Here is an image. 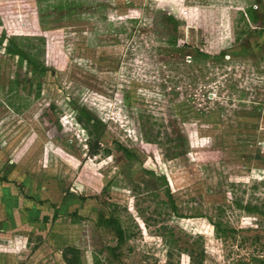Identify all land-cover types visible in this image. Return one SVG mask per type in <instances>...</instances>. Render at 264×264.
Segmentation results:
<instances>
[{
  "label": "rangeland",
  "instance_id": "obj_1",
  "mask_svg": "<svg viewBox=\"0 0 264 264\" xmlns=\"http://www.w3.org/2000/svg\"><path fill=\"white\" fill-rule=\"evenodd\" d=\"M68 247L264 264V0H0V264Z\"/></svg>",
  "mask_w": 264,
  "mask_h": 264
},
{
  "label": "trees",
  "instance_id": "obj_2",
  "mask_svg": "<svg viewBox=\"0 0 264 264\" xmlns=\"http://www.w3.org/2000/svg\"><path fill=\"white\" fill-rule=\"evenodd\" d=\"M2 37H3V35H2ZM6 52L8 54H14V55L20 54V53H17L15 51H12L10 48H7ZM78 113H79V116L77 117L78 123H80L82 125L93 124L94 118L88 111L81 108L78 110ZM81 117H84L85 121H82ZM87 147H88V153L91 156L97 155L99 153V151L102 153H105V154H107L109 152L107 149L101 148L96 139H94L93 141H88ZM125 152L127 154H130L128 151H125ZM128 156H131V155H128ZM162 180L166 184V180L163 176H162ZM165 192H166V196H168L170 198V194H169L168 189ZM172 208L174 209V205H172ZM104 224L109 226L110 228H112V230L114 231L118 241H120V242L123 241V239H124L123 238V231H122L121 227L119 226L116 219H114L113 217H109V219H106L104 221ZM61 256H62L63 262L65 264H81L79 254H78V251L76 249L68 247L62 251ZM199 264H201V263H199Z\"/></svg>",
  "mask_w": 264,
  "mask_h": 264
}]
</instances>
